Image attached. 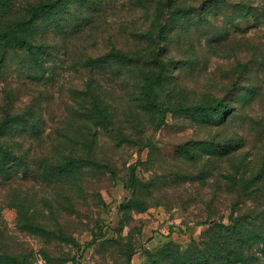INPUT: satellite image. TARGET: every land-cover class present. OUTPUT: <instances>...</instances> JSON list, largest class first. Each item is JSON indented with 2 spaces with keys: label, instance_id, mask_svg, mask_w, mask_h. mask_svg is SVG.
I'll return each mask as SVG.
<instances>
[{
  "label": "trees",
  "instance_id": "16d2710c",
  "mask_svg": "<svg viewBox=\"0 0 264 264\" xmlns=\"http://www.w3.org/2000/svg\"><path fill=\"white\" fill-rule=\"evenodd\" d=\"M16 3L0 0V201H13L24 224L42 231L44 237L63 242L69 239L67 231L48 228L50 225L29 217L31 211L39 215V208L29 201L37 200L40 194L50 196L44 200L55 215L62 203L58 199L53 203L51 197L63 200L85 194V181L91 180L92 172L114 169L113 155L100 154L97 148L101 130L108 133L117 126L119 135H112L117 148L122 142L135 139L134 134L145 121L141 112L153 115L163 110L158 89L170 72L172 43L194 40L198 46L195 39L182 38L194 34L201 41L204 34H209L205 42L214 49L229 42L232 32L247 29L239 21L247 20L248 25L256 26L264 20V0H157L152 21L137 34L140 42L135 46L116 42L96 53L85 52L77 65L88 70L87 77L71 83L73 92L66 100L65 120L49 122L48 111L55 93H47L46 87L73 65V38L90 25L101 7L95 0H27L19 6ZM228 25H233L232 31ZM257 42L256 51L251 56L250 51L239 56L234 68L226 72L225 82L213 94L185 102V96L178 94L185 92L186 84L171 76V92L173 97L177 94L176 110L191 115L200 124L233 128L239 112L262 90V82L256 77L264 67V54L256 53H264V40ZM196 46H191L190 53L198 62ZM109 72L120 74L132 90L136 89L135 102L131 113L124 116L125 121L115 120L117 108L111 104L110 89L104 82ZM237 95L245 99L243 105L236 102ZM229 115H233L232 119ZM254 119L259 128H251L262 136L264 115ZM45 134L47 146L39 151V138ZM245 139L234 129L225 140H189L181 146L180 152L192 153L191 158L197 160H202L204 153L218 162L230 158L231 165L221 171L224 182H218L213 189L233 197L232 212L227 222L222 217L215 219L200 240L188 244L167 242L150 253L144 264H258L259 255L264 257V163L239 152ZM208 146H212L211 150H207ZM31 176L42 180L47 188L33 189L28 184ZM216 199L214 195L203 200L210 207ZM2 208L0 204V219ZM2 223L0 220V227ZM6 240L0 236V264H34L28 253L18 251ZM48 257L52 258L50 254Z\"/></svg>",
  "mask_w": 264,
  "mask_h": 264
},
{
  "label": "rangeland",
  "instance_id": "374dc122",
  "mask_svg": "<svg viewBox=\"0 0 264 264\" xmlns=\"http://www.w3.org/2000/svg\"><path fill=\"white\" fill-rule=\"evenodd\" d=\"M24 1L27 0H16V5ZM156 1L95 0L101 10L96 11L90 25L73 38L70 53L73 65L69 70L60 72L57 82H49L46 87L47 93H55L48 111L49 122L65 120L66 100L73 92L71 83L87 77L88 70L77 65L85 52L96 53L99 48L116 42L125 47L135 46L140 42L137 34L152 21ZM239 23L247 29L232 32L229 42H222L214 49H210L208 41L205 42V39L209 40V34H204L201 41L194 34L182 38H193L198 46L194 45V40H175L172 43L174 55H169L172 58L170 72L158 89L163 110L153 115L141 112L145 121L134 134L135 139L124 141L117 148L112 136L119 135L117 126L115 130L111 127L108 133L101 130L97 148L100 154L113 155L114 169L92 172L91 180L85 181V194H76L73 199L66 196L63 200L51 197L53 203L56 204L55 199L62 203L55 215L44 200L50 196L40 194L37 200L29 201L33 207L39 208V215H33L31 211L29 217L50 225L48 228L67 231V241L44 237L42 231L28 227L17 208L12 206L13 201L8 199L0 201L3 205L0 236L7 239V244L11 243L18 251L28 253L34 264H144L150 253L161 245L170 241L188 244L192 240H200L215 219L222 217L227 222L232 212L230 200L233 197L221 189L215 191L213 187L218 182H224L221 171L231 165L230 158L224 157V161L218 162L214 156L204 153V158L197 160V157L191 158L192 153H182L180 149L189 140H225L235 129L246 137L239 152L264 163V134L260 136L251 128H259L254 118L264 115V67L256 77L262 82V90L233 120L234 129L200 124L191 115L176 110L177 94L173 97V79L170 78L175 76L180 84H186L185 92L178 94L181 98L185 96V102L215 93L239 56L248 51L251 56L252 51H256L254 44L258 43L257 40H264V20L256 26L248 25L247 20ZM228 26L232 31L233 25ZM191 46L197 47L198 62L190 53ZM257 54L261 56L264 53L259 50ZM120 76L109 72L104 82L110 89L109 100L117 108L115 120L125 121L135 102L136 89L132 90L129 82ZM242 93L245 95V90ZM239 96L236 102L243 105L245 99ZM127 131L132 132L131 129ZM39 141L42 147L39 151H42L47 146L48 136L43 135ZM210 148L212 146H208L207 150ZM200 168L202 171L199 172ZM31 177L28 184H32L33 189L47 188L42 180ZM214 195L218 199L208 207L203 199ZM45 251L52 258H47L49 254ZM259 256L258 264H264L263 255Z\"/></svg>",
  "mask_w": 264,
  "mask_h": 264
}]
</instances>
